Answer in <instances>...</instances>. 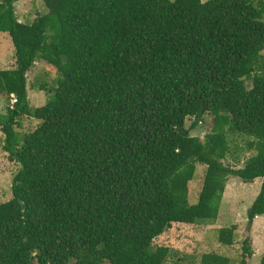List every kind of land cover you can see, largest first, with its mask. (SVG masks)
I'll list each match as a JSON object with an SVG mask.
<instances>
[{"label":"trees","instance_id":"trees-1","mask_svg":"<svg viewBox=\"0 0 264 264\" xmlns=\"http://www.w3.org/2000/svg\"><path fill=\"white\" fill-rule=\"evenodd\" d=\"M18 1L0 0L15 48L0 96L16 99L0 129L18 165L0 202V264H169L172 249L154 240L173 223L216 220L229 177L263 179L246 215H264V0H42L31 22ZM34 70L56 74L39 80L50 96L38 107ZM25 116L38 123L22 132ZM202 122L203 140L190 134ZM230 134L255 150L241 168L224 164ZM236 229L219 228L218 241L233 246ZM253 255L246 236L236 263L210 252L197 264Z\"/></svg>","mask_w":264,"mask_h":264},{"label":"rangeland","instance_id":"rangeland-1","mask_svg":"<svg viewBox=\"0 0 264 264\" xmlns=\"http://www.w3.org/2000/svg\"><path fill=\"white\" fill-rule=\"evenodd\" d=\"M206 1V0H202ZM46 6L42 0H20L15 3V12L21 22H31L37 15L45 14ZM15 48L8 33L0 34V69L13 68L15 66ZM41 66V64H38ZM48 73L49 75L47 76ZM34 70L27 76V97L31 107L43 105L49 98L48 92L38 87L39 80H48L49 86L55 85L56 74ZM246 86L251 88V80L245 81ZM0 96V114L5 115L7 107L11 105L12 99ZM210 120L207 119L206 122ZM192 120L186 122L188 128ZM18 130L27 132L33 130L38 121L31 117H22ZM19 126V127H18ZM207 123H200L191 131V135L199 136L203 140L209 130ZM5 135L0 129V202L12 198V181L17 170V164L10 160L9 155L3 149ZM229 141L232 152L228 154L224 164L235 168H241L245 160L255 154V150H247V138L238 134H230ZM235 156V158H233ZM206 171L205 165L197 167L195 177L190 182L188 200L196 202ZM263 179H256L253 183H244L238 177H229L225 184L219 214L214 221H202L194 224L173 223L154 240V246H168L173 251L169 264H197L204 253L216 252L231 258L236 263L241 254V242L249 236L251 239L254 255L249 264H261L264 256V215L255 218L250 225L247 220V209L258 195ZM236 225V240L233 246H223L218 241V230L221 227Z\"/></svg>","mask_w":264,"mask_h":264},{"label":"built area","instance_id":"built-area-1","mask_svg":"<svg viewBox=\"0 0 264 264\" xmlns=\"http://www.w3.org/2000/svg\"><path fill=\"white\" fill-rule=\"evenodd\" d=\"M15 101H16V99H15V98H13V99H12V104H13Z\"/></svg>","mask_w":264,"mask_h":264}]
</instances>
